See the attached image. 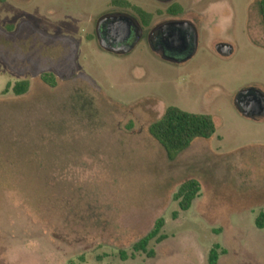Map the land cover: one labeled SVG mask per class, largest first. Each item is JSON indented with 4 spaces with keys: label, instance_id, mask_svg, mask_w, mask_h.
<instances>
[{
    "label": "rangeland",
    "instance_id": "374dc122",
    "mask_svg": "<svg viewBox=\"0 0 264 264\" xmlns=\"http://www.w3.org/2000/svg\"><path fill=\"white\" fill-rule=\"evenodd\" d=\"M113 1L0 0V264H207L213 245L218 264H264L255 225L264 213V117L243 116L235 102L245 89L264 94L260 0H197L201 40L227 42L232 53L197 45L180 65L147 45L103 50L95 24L120 10ZM21 81L29 87L16 96ZM168 107L211 116L214 136L169 160L148 132ZM187 179L199 196L173 219V195ZM158 218L165 239L150 242L152 256L131 258Z\"/></svg>",
    "mask_w": 264,
    "mask_h": 264
},
{
    "label": "flooded vegetation",
    "instance_id": "af4514ba",
    "mask_svg": "<svg viewBox=\"0 0 264 264\" xmlns=\"http://www.w3.org/2000/svg\"><path fill=\"white\" fill-rule=\"evenodd\" d=\"M151 1L165 8L148 11L134 6L137 10H131L128 14L122 12L119 5L120 10L100 17L95 24V38L99 45L102 43L108 47L102 49L116 55H126L137 45H147L160 60L180 65L196 55L197 45H230L223 41L201 40V13L197 12V0H193L194 7L190 10L175 4V0ZM120 16H128L130 22L112 20Z\"/></svg>",
    "mask_w": 264,
    "mask_h": 264
},
{
    "label": "trees",
    "instance_id": "16d2710c",
    "mask_svg": "<svg viewBox=\"0 0 264 264\" xmlns=\"http://www.w3.org/2000/svg\"><path fill=\"white\" fill-rule=\"evenodd\" d=\"M113 4H119L124 8H129L131 10H137L133 5L125 1H113ZM180 9L178 6L176 7ZM259 15L264 26V0H260L258 3ZM41 80L53 88L55 86V80L52 75L44 74ZM29 87L28 81L17 82L12 87V92L16 96L24 95ZM8 88V87H7ZM216 131L215 123L211 116L206 114H195L183 111L176 107H168L161 118L148 127V132L151 137H153L160 146L164 149L166 156L169 160H174L178 154L184 151L194 140L211 139ZM200 185L195 179H187L182 182L177 191L173 195V201L177 202L178 211L172 213V218L176 219L179 212L188 211L193 201L199 196ZM264 224V213L260 212L255 225L257 229H262ZM164 226V219L158 218L153 228L141 239L132 244L131 250L133 254L131 258L134 257V253H145L148 256H152V250H148V246L151 241L156 243L161 242L165 239L162 234V229ZM218 245H213L209 250L207 257V264H217L219 253ZM221 253L224 254L222 250ZM120 257L122 260H126L127 256L121 252Z\"/></svg>",
    "mask_w": 264,
    "mask_h": 264
},
{
    "label": "water",
    "instance_id": "95a60500",
    "mask_svg": "<svg viewBox=\"0 0 264 264\" xmlns=\"http://www.w3.org/2000/svg\"><path fill=\"white\" fill-rule=\"evenodd\" d=\"M119 17V16H118ZM115 17L112 20H122L130 22L128 16H120L121 18ZM103 49H108L106 45H100ZM216 53L222 57H228L232 53L231 45H215ZM236 105L245 117L251 119H258L264 117V94L256 89H245L238 93L235 99Z\"/></svg>",
    "mask_w": 264,
    "mask_h": 264
},
{
    "label": "crops",
    "instance_id": "0c3cea01",
    "mask_svg": "<svg viewBox=\"0 0 264 264\" xmlns=\"http://www.w3.org/2000/svg\"><path fill=\"white\" fill-rule=\"evenodd\" d=\"M263 229H264V224H263V228L262 229H258V230L263 231ZM231 235L234 237L235 240H237V238H239V237H235V235L233 233ZM223 251H224V255L226 257H228L229 260H232V259L233 260H238L239 259L240 253L231 254L228 249H223ZM219 261H220V256L218 258L217 264L219 263Z\"/></svg>",
    "mask_w": 264,
    "mask_h": 264
}]
</instances>
